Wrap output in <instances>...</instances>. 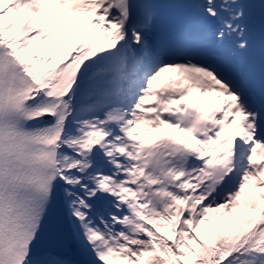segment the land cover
I'll return each instance as SVG.
<instances>
[{
    "label": "snow or ice",
    "instance_id": "1",
    "mask_svg": "<svg viewBox=\"0 0 264 264\" xmlns=\"http://www.w3.org/2000/svg\"><path fill=\"white\" fill-rule=\"evenodd\" d=\"M257 188L264 0H0V264H264Z\"/></svg>",
    "mask_w": 264,
    "mask_h": 264
},
{
    "label": "rangeland",
    "instance_id": "2",
    "mask_svg": "<svg viewBox=\"0 0 264 264\" xmlns=\"http://www.w3.org/2000/svg\"><path fill=\"white\" fill-rule=\"evenodd\" d=\"M160 79V77L157 79V80H159ZM156 82V81H155ZM154 82V83H155ZM218 94L217 93H205V94H203V100H207V101H209V102H211V101H213V99L217 96ZM199 96V94L198 93H196L195 91H192V92H190L189 93V95L186 97V98H197ZM185 98V99H186ZM140 127H146V126H144V125H141ZM161 134H178L177 132H176V130L175 129H170V128H168V127H166V126H162V127H160V128H154V129H152V130H150L147 134H146V136H147V138L148 139H155L157 136H159V135H161ZM180 135H182V134H180ZM251 183V182H250ZM258 190L260 191V192H262V191H264V189H259L258 188ZM162 231H163V229H162Z\"/></svg>",
    "mask_w": 264,
    "mask_h": 264
},
{
    "label": "bare ground",
    "instance_id": "3",
    "mask_svg": "<svg viewBox=\"0 0 264 264\" xmlns=\"http://www.w3.org/2000/svg\"><path fill=\"white\" fill-rule=\"evenodd\" d=\"M169 75H170L169 73H165V74H163V75L160 77V79H159L158 81H156L155 83H156V84L163 83ZM190 99H193V97H192V98H187L186 100H190ZM203 101L207 102L206 100H203ZM213 106H215V105H213Z\"/></svg>",
    "mask_w": 264,
    "mask_h": 264
},
{
    "label": "trees",
    "instance_id": "4",
    "mask_svg": "<svg viewBox=\"0 0 264 264\" xmlns=\"http://www.w3.org/2000/svg\"><path fill=\"white\" fill-rule=\"evenodd\" d=\"M251 190V188H249V186L246 187V193H248ZM255 194H258L255 192Z\"/></svg>",
    "mask_w": 264,
    "mask_h": 264
}]
</instances>
